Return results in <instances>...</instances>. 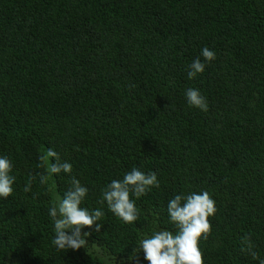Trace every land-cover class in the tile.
I'll return each instance as SVG.
<instances>
[{
    "label": "trees",
    "instance_id": "trees-1",
    "mask_svg": "<svg viewBox=\"0 0 264 264\" xmlns=\"http://www.w3.org/2000/svg\"><path fill=\"white\" fill-rule=\"evenodd\" d=\"M205 46L216 59L189 79ZM189 88L207 111L188 105ZM49 148L73 169L41 184ZM4 155L16 179L0 197V264H149L139 241L175 229L168 201L205 190L217 212L204 264H259L240 242L250 234L264 259V0H0ZM134 166L160 187L125 223L102 192ZM73 176L102 227L59 250L49 208Z\"/></svg>",
    "mask_w": 264,
    "mask_h": 264
},
{
    "label": "clouds",
    "instance_id": "clouds-1",
    "mask_svg": "<svg viewBox=\"0 0 264 264\" xmlns=\"http://www.w3.org/2000/svg\"><path fill=\"white\" fill-rule=\"evenodd\" d=\"M201 56L194 59L189 66V79L195 78L205 71L207 63L216 59L214 50L205 46ZM189 106L208 110L206 98L199 89L189 88L185 92ZM50 158L51 161L50 162ZM39 167L46 172L39 173L41 184H46L53 174L61 172L71 174L73 165L61 161L59 154L49 148L45 154L39 156ZM13 162L9 156H0V197L7 198L13 193V184L16 177L12 175ZM35 175L29 174V180L24 187L25 192L31 191ZM152 187L159 188L160 183L156 171L145 173L138 167H133L125 173L122 179H113L102 192L101 203L106 202L108 210L125 223H133L139 219V210L135 200L147 195ZM89 192L88 187L81 184L75 176L71 178L69 188L53 201L49 208V215L54 221L53 244L59 250L85 248L88 243L86 237L89 232H82L84 227L99 232L104 212L100 209L89 210L81 207ZM135 199H134V198ZM217 212L215 200L208 191L180 193L168 201L167 213L169 220L175 225L174 230L162 229L155 231L151 236H145L139 241V250H143L144 258L149 264H204V253L200 247L201 240H207L212 232L209 217ZM251 236L241 238L240 250L247 253L259 264L264 259L254 250Z\"/></svg>",
    "mask_w": 264,
    "mask_h": 264
}]
</instances>
